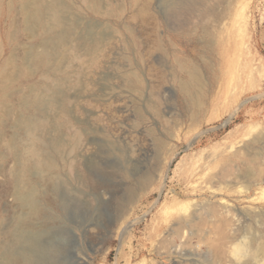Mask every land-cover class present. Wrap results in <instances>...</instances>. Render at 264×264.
I'll return each instance as SVG.
<instances>
[{
	"label": "rangeland",
	"instance_id": "rangeland-1",
	"mask_svg": "<svg viewBox=\"0 0 264 264\" xmlns=\"http://www.w3.org/2000/svg\"><path fill=\"white\" fill-rule=\"evenodd\" d=\"M11 254L264 264V0H0Z\"/></svg>",
	"mask_w": 264,
	"mask_h": 264
},
{
	"label": "bare ground",
	"instance_id": "bare-ground-1",
	"mask_svg": "<svg viewBox=\"0 0 264 264\" xmlns=\"http://www.w3.org/2000/svg\"><path fill=\"white\" fill-rule=\"evenodd\" d=\"M221 12V11H220ZM222 15V14H221ZM29 206V205H28ZM34 210V214H35V218H43V215L41 216V211L36 208V207H32ZM30 221L28 219H24L21 222V233H20V237H21V241L24 242V244H28L30 242L29 236H28V232L29 230H26V228L29 226ZM41 224V223H40ZM32 226H34L35 228L39 229L38 223H33L31 224ZM42 225V224H41ZM8 264H20L21 263V258L17 257L14 254H11L8 256Z\"/></svg>",
	"mask_w": 264,
	"mask_h": 264
}]
</instances>
